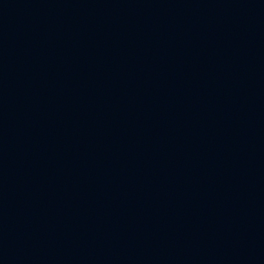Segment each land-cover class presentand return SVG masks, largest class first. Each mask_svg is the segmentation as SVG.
<instances>
[{
  "label": "water",
  "instance_id": "water-1",
  "mask_svg": "<svg viewBox=\"0 0 264 264\" xmlns=\"http://www.w3.org/2000/svg\"><path fill=\"white\" fill-rule=\"evenodd\" d=\"M0 264H264V0H0Z\"/></svg>",
  "mask_w": 264,
  "mask_h": 264
}]
</instances>
